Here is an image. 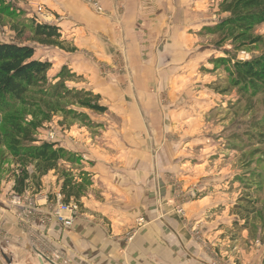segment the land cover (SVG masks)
Masks as SVG:
<instances>
[{
  "label": "crops",
  "instance_id": "crops-1",
  "mask_svg": "<svg viewBox=\"0 0 264 264\" xmlns=\"http://www.w3.org/2000/svg\"><path fill=\"white\" fill-rule=\"evenodd\" d=\"M33 2L47 6L46 23L58 26L69 45L56 59L34 58L51 62L56 72L66 66L74 87L107 96L111 112L92 117L91 129L74 124L53 140L80 159L74 179L89 182L72 223L51 216L56 201L44 189L13 212L1 198L2 253L17 261L37 253L52 264H214L184 218L164 217L169 193L160 176L168 155L155 129L161 110L151 103L168 71L178 75L174 64L196 59L186 50L196 48V35L188 33L196 29V0Z\"/></svg>",
  "mask_w": 264,
  "mask_h": 264
},
{
  "label": "rangeland",
  "instance_id": "rangeland-1",
  "mask_svg": "<svg viewBox=\"0 0 264 264\" xmlns=\"http://www.w3.org/2000/svg\"><path fill=\"white\" fill-rule=\"evenodd\" d=\"M222 1L196 0V29L188 32L189 38L196 35V48L186 47L194 50L191 53L196 59L174 64L178 69L173 72L178 75L174 78L168 71L169 78L162 83L165 88L151 101L161 110L162 124L155 129L161 137L162 150L168 155L160 176L169 193L163 214L184 218L196 245L214 264H264V130L252 127L264 118V92H240L231 74L233 60L264 55V23L244 33L220 30L219 23L227 16L220 7ZM32 3L33 0H0V43L25 41L33 44L35 54L56 59L58 47L29 40L31 26L40 20L36 8L49 10L44 4ZM54 69L51 63L47 71L49 85L57 81L58 72ZM72 82L65 81V87L82 89ZM45 88V94L30 92L9 113L36 121L38 128L33 136L37 140L55 143L53 140L60 139L65 128L74 124L94 127L92 117L98 114L81 107L71 97H62V91L54 96L49 86ZM108 100L99 95L97 102L107 108L99 115L111 112ZM0 132V199L8 200L13 212L23 203H30L31 195L38 190L34 185L21 194L12 190L15 179L20 177V167L10 156L11 138L4 134L12 137L15 130L2 124ZM79 160L73 154L71 162L61 164L74 177L80 172ZM27 170L31 172L32 166ZM54 172L40 179L39 188L53 202L62 177L60 170ZM55 203V208L48 209L53 218L58 207ZM76 205L78 214L80 205ZM2 252L0 248V264H52L37 253L26 261L4 253L7 262Z\"/></svg>",
  "mask_w": 264,
  "mask_h": 264
},
{
  "label": "trees",
  "instance_id": "trees-1",
  "mask_svg": "<svg viewBox=\"0 0 264 264\" xmlns=\"http://www.w3.org/2000/svg\"><path fill=\"white\" fill-rule=\"evenodd\" d=\"M222 12L227 16L219 23V29L235 30L242 33L250 31L254 26L264 23V0H223L220 4ZM242 35V34H240ZM58 26L35 21L30 28L32 42L42 45L64 48L65 41L60 38ZM51 62L34 58V47L24 41L0 43V126L6 124L15 130V135L4 134L11 138L10 156L20 168V177L16 178L12 190L18 194L28 191L32 185L40 188V179L50 171L60 170L62 173L59 192L64 203L74 201L79 204L81 196L89 184L86 178L74 179L61 163L71 162L73 153L50 141L37 140L33 134L38 128L34 120H24L17 113L9 114L32 91H43L47 86L52 95L62 91V97H71L81 107L96 114L107 110L99 104V95L85 89H69L65 81L74 77L66 66H62L55 78L57 81L49 85L47 71ZM232 78L240 92H264V55L250 60H233ZM44 89V90H43ZM7 115V116H4ZM257 130H264V118L252 124ZM38 141V144H34ZM2 134L0 132V145ZM32 166V171L27 170Z\"/></svg>",
  "mask_w": 264,
  "mask_h": 264
},
{
  "label": "built area",
  "instance_id": "built-area-1",
  "mask_svg": "<svg viewBox=\"0 0 264 264\" xmlns=\"http://www.w3.org/2000/svg\"><path fill=\"white\" fill-rule=\"evenodd\" d=\"M95 11L97 13L102 12V8L99 5L94 4ZM36 14L40 18L39 22L46 23L47 22V16L49 15V10L45 7L38 6L36 8ZM57 209H55L54 215L56 216V220L61 223L64 226H69L75 216H77V205L74 201H70L69 203H64L61 200V195L58 193L57 195ZM68 212L69 215H65V213Z\"/></svg>",
  "mask_w": 264,
  "mask_h": 264
},
{
  "label": "water",
  "instance_id": "water-1",
  "mask_svg": "<svg viewBox=\"0 0 264 264\" xmlns=\"http://www.w3.org/2000/svg\"><path fill=\"white\" fill-rule=\"evenodd\" d=\"M3 257L5 258V260L8 262L9 260H8V258L3 254Z\"/></svg>",
  "mask_w": 264,
  "mask_h": 264
},
{
  "label": "bare ground",
  "instance_id": "bare-ground-1",
  "mask_svg": "<svg viewBox=\"0 0 264 264\" xmlns=\"http://www.w3.org/2000/svg\"><path fill=\"white\" fill-rule=\"evenodd\" d=\"M156 172V171H155Z\"/></svg>",
  "mask_w": 264,
  "mask_h": 264
}]
</instances>
